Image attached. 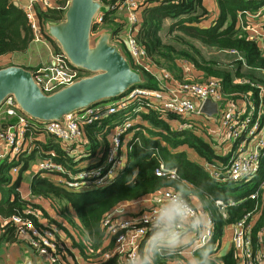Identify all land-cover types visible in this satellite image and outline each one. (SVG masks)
<instances>
[{"label": "trees", "instance_id": "obj_1", "mask_svg": "<svg viewBox=\"0 0 264 264\" xmlns=\"http://www.w3.org/2000/svg\"><path fill=\"white\" fill-rule=\"evenodd\" d=\"M14 2L15 0H0V58L26 52L34 39L24 11ZM67 2L69 3V0H57L58 8L43 10L36 7L39 25L43 31L42 35H45L54 49L58 51L60 48L44 30L49 25L60 23L64 19L65 9L68 7ZM263 3L264 0H216L219 11L217 16L213 17L205 0L145 1L140 4V22L136 31V41L145 50L151 64L164 68L176 76H181L177 61H186L192 64L194 69L200 71L198 81L203 82L211 77L219 79L227 96L248 93L258 97L259 90L253 88L251 83L264 85V75H262L264 53L260 43L251 40L249 33L241 29L238 16L240 14L248 21L245 16L246 11H258L264 6ZM115 13L114 10H106L103 13L101 24L93 23L91 32H97L99 27L108 28L112 34L120 32L124 19ZM118 19L120 22L117 21ZM167 20L171 22L168 29H165L164 24ZM173 31L182 34L177 37L181 39V42L174 38L170 41L165 40L164 35L169 36ZM187 38L199 42L204 47L209 46L227 51L236 50L242 59L234 55L235 58L237 57L236 64L223 68L217 61L205 57L198 45ZM121 50L131 68L138 70L131 63L123 45ZM257 71L261 74H257ZM140 74L142 81L132 87L156 88L157 85L149 74L142 71ZM237 79L248 80L251 83L238 84ZM141 115L150 124V128L146 129L149 137L139 130L144 127L137 125L133 127H138V132L134 135L138 141L128 143L125 166L118 171L111 184L95 189L70 191L42 178L37 173L30 182L31 197L50 201L53 207L59 208L66 221L72 226L74 222L70 215L76 216L85 231L84 235L78 234V242L75 241L71 232H67L65 228L63 230L65 235L74 239V241L71 239V248L77 247L78 253L85 262L90 260L95 264H117L115 257L104 261L101 259L102 254L113 247V241L105 239L101 228L103 216L122 204L154 195L162 190L176 192L179 188L186 193L193 205L198 202L201 209L206 211L214 222V231L209 243L213 250L215 264H236L234 249L225 254H219L218 251L228 228L243 220L248 214H251V219L254 221L255 241H257L260 229L264 226V192L261 191L257 198L251 197L264 177V147L261 149L259 171L251 180L241 181L243 188L251 182L254 185L241 195L233 196L229 187L232 181L225 177L221 180L210 175L201 163L189 158L186 150L178 151L177 148L186 146L194 150L199 157L216 165L220 162L226 166L230 160L229 155H218L202 136L195 134L197 132L191 129L173 130L166 121L159 117V114L153 111L144 112ZM119 116L120 114L116 113L111 115L110 119H103L100 125L93 123L83 127L88 137L85 147L88 152L93 151L99 145L97 137L105 138L104 125L113 122L112 120H118L116 118ZM168 116L177 118L174 115ZM41 146L45 150L54 151L56 154L53 157L54 160L65 163L64 151L53 137L47 136L46 143H42ZM34 154L36 153L21 157L22 166L15 181H12L9 170L19 162L0 160V217L7 221L0 227V243H14L18 239L16 227L10 221L12 216L23 215V211L30 207L39 208L42 215L47 214L37 201L31 202V200L23 199L17 191L21 173L28 167V161ZM160 164H163L166 170H175V177L158 176L156 170ZM217 200L224 201V209L216 204ZM150 231L151 226L148 227L143 242L150 235ZM203 245H198L193 249V257L199 255L198 250ZM142 246L139 250H142ZM182 249L180 252L183 251ZM180 252L175 257L161 255L156 264H165L168 259H182L183 254Z\"/></svg>", "mask_w": 264, "mask_h": 264}, {"label": "built area", "instance_id": "obj_2", "mask_svg": "<svg viewBox=\"0 0 264 264\" xmlns=\"http://www.w3.org/2000/svg\"><path fill=\"white\" fill-rule=\"evenodd\" d=\"M95 1L100 4V8L94 17L93 23L101 24L103 13L106 10H114L124 14L123 28L117 34H110L111 41L118 49H122V45L125 47L122 38H125L129 47V49H126L128 57L131 63L138 68L135 71L149 74L157 82L158 87H132L124 96L109 104L90 106L81 112L65 114L60 120L55 121L32 119L22 111L13 95L6 96L0 104V160L6 159L9 162H19V164L11 167L9 173L16 175L22 166L21 157L36 152L44 155L43 160L39 163L37 173L45 177L58 175L59 180H52L55 184L70 191L105 187L112 183L116 176L115 170H120L123 163L126 162L122 151L124 143L122 133H128L129 129L136 124L120 125L117 134L108 135L106 145L99 144L91 152H88L86 148L79 149L78 144H76L85 125L100 124L102 119L110 115L125 112L127 105L133 103L134 115L140 114L141 110L139 109L142 107L139 104H141L147 107V112L153 111L167 122L169 121L168 115L179 118L186 117L183 120L189 122H184L179 128L186 127V129H194L197 132V124L193 117L201 114L202 104L210 98L219 103L220 124L225 130V134L229 133L236 138V141H241L242 144L245 140L248 144L251 139L257 140V143L250 147L249 156L241 155L245 147L241 151H239L240 146L236 150L234 149L223 174L232 182L251 180L259 171L261 149L264 147V85L251 83L244 79L236 80L238 84L251 83L253 88L259 90L255 101L248 94H231L227 96L222 90L220 80L214 77L203 82L183 80L174 83L173 86H166L165 83L172 80V75L166 69L149 63L145 50L136 41V31L140 22L141 1ZM37 6L43 9L50 8V1L27 0L21 5V8L32 29L33 40L41 41L43 31L36 14ZM245 16L248 19V21H244L246 32L249 33L251 40L258 41L262 47V42L264 43L262 33V30L264 31V6L258 11H246ZM117 21L120 22L119 19ZM229 53L238 55L242 59L236 50H231ZM3 59L1 58L0 61ZM4 67H7V65L0 66V69ZM182 68L187 70L188 62L184 61ZM30 72L35 84L46 95L53 94L90 75L85 71L74 68L61 49L52 55L49 65L38 67L30 70ZM250 105H253L254 108H250ZM128 116H130L129 111L122 114V120L125 121ZM116 123H113V126ZM103 128L104 131L110 130V125L105 124ZM133 129L138 130V127ZM39 133L53 137L61 145L65 153L63 155L65 163L54 160L53 157L56 156L54 151H44L38 143L36 144V137ZM137 140L138 138L135 136L130 141L136 142ZM237 143L234 145H237ZM223 144H226V142ZM93 157H98V160L88 164L84 170L75 168V166ZM156 174L158 176L169 175L174 178L175 170H166L164 165L160 164ZM213 174L219 176L218 172ZM261 191L264 192V177L251 197L257 198ZM175 193L172 190H162L151 195L150 201L152 204L132 215L125 214L124 206H118L104 215L101 220V228L105 239L113 241V247L102 254L101 259L104 261L115 257L117 264H126V258L130 254L139 251L141 245H143L142 248L144 247L147 239L144 242L143 240L147 235L154 208L161 201ZM216 204L221 209L225 207L223 200H217ZM192 206L198 214L207 215L211 219L212 232L210 239L214 231V222L211 216L195 205L192 204ZM41 220L42 216L39 210L33 207L24 210L23 215H14L10 218V221L16 227L17 237L41 259L42 264H79L75 256L71 255L73 252L77 254L78 248H71L72 238L65 235L63 227L56 224L42 223ZM6 222L5 220L2 224L4 225ZM253 227L254 221L251 219V214H248L233 226L232 245L236 264H264V226L259 231L257 241L254 240ZM71 234L78 242V233L71 232ZM193 234L199 240V245L205 243L202 236L196 233ZM182 252L180 253L183 254ZM185 262L186 260L183 258H177L168 259L165 264H185ZM86 264H95V262L87 260Z\"/></svg>", "mask_w": 264, "mask_h": 264}, {"label": "water", "instance_id": "obj_3", "mask_svg": "<svg viewBox=\"0 0 264 264\" xmlns=\"http://www.w3.org/2000/svg\"><path fill=\"white\" fill-rule=\"evenodd\" d=\"M99 8L95 0H69L64 21L47 28L48 35L58 42L72 66L89 73L88 77L46 95L35 84L29 70L7 66L0 69V104L6 96L13 95L22 111L32 119L55 121L65 114L119 99L139 84L141 74L109 44V33L97 38L94 46L90 45L91 26ZM122 40L129 49L126 39ZM218 111L219 103L210 98L200 109L207 117H213Z\"/></svg>", "mask_w": 264, "mask_h": 264}, {"label": "crops", "instance_id": "obj_4", "mask_svg": "<svg viewBox=\"0 0 264 264\" xmlns=\"http://www.w3.org/2000/svg\"><path fill=\"white\" fill-rule=\"evenodd\" d=\"M49 1H50V8H58L57 0H49ZM140 1H141V3H144L147 0H140ZM16 2L18 3V6L21 7V5L23 3H25V2H27V0H20V1H16ZM205 4L209 8L212 16L213 17L217 16L219 10H218L217 4H216V0H205ZM41 9H43V8H41ZM43 10H45V9H43ZM255 11H257V10H255ZM116 13L119 14L118 16L124 17V14H122V13H120V12H116ZM244 21H245L244 16H240V14H239V16H238V24L240 25L241 29L246 31V27H245L246 24H244ZM47 28L44 31H46ZM262 33L264 35V31L263 30H262ZM42 40H45L49 44V46H47V49L49 50V56L46 57V60L41 61L39 59H35V57H34V61H33L32 65H29V66L18 65V66L31 68V69H36L38 67H43V66L49 65V63L51 62V59H52V55L54 53L58 52V50L54 49V46L51 44V42L45 36L44 37L42 36ZM52 40H54V39H52ZM54 41H55V44L59 47L58 42L56 40H54ZM34 42L36 43V41L33 40L32 44L27 49V52L35 51L36 45H34ZM37 42H40V41H37ZM33 48H34V50H33ZM210 48H213V47H210ZM213 49H215V48H213ZM261 49H262V51L264 53V43L263 42H262ZM216 50H219V49H216ZM219 51L220 52H224V53L225 52L229 53V51H227V50H219ZM5 57L10 58L8 56H4L2 58H5ZM183 62L184 61H177V65L179 66V69L181 71V76H176L175 74H173L172 72L169 71L170 74L172 75V80L169 81V82H166L165 83L166 86H169V87L173 86L174 83H178L179 81H183V80L198 81L197 79H199L198 75L200 74V71L194 69V67L190 63H188L187 70H186V68H184V70H183V68H182ZM149 63H150V61H149ZM152 65L155 66L154 64H152ZM156 67H159V66H156ZM247 68L251 69L250 67H247ZM257 74H261V73H259L257 71ZM262 75H264V72L262 73ZM155 83L157 85L156 86V88H157L158 84H157L156 81H155ZM146 88H149V87H146ZM222 90H223V85H222ZM223 92L226 93L224 90H223ZM244 94H248V93H244ZM248 95L252 98V95H250V94H248ZM256 99H257V97H256ZM109 103H111V102L102 103V104L104 105V104H109ZM219 112H220V109H219L217 114H219ZM110 117H111V115L108 116L107 118H105L104 120L110 119ZM170 117L168 116L169 119L173 120L171 122L173 124H174V121L176 119H180L179 117H177V118H170ZM210 118L211 117H208V120H210ZM104 120L102 119V121H104ZM112 121H114V120H112ZM114 122H116V121H114ZM169 122L170 121H168L167 123L170 125ZM111 123H107V124L111 125ZM100 124L97 123V125H100ZM146 124H147V122L137 123L136 125L138 127L139 126L143 127L142 125H146ZM179 127L177 128V131L182 129V128H179ZM147 128H150V124H148L146 127L142 128V130H144L146 132ZM183 129H186V127H184ZM187 129H190V128H187ZM173 130H176V129H173ZM103 131H104V128H103ZM104 133H105V138L104 139H100L99 137H97L98 138V143L100 145H106L107 144V137H108V135H110L109 134L110 133L109 129L104 131ZM195 134H197V135L199 134L200 136H202V138H204L211 145V147L215 149L216 153L218 155H221V156H227V155L230 156L231 152L235 149L234 144L238 142V141H235V143L232 145L231 150L228 152L230 145L227 142H226V144H219V143L216 142V139L218 138V136H217L218 133H214V134L212 133L210 135V134H207V133L202 134L200 131L199 132L197 131V133H195ZM47 136L48 135H46V134L39 133L37 135V137H36V139H37L36 144L38 143L41 146L42 143H46ZM87 142H88V137H87L85 129H83L82 130V134L80 136V139L78 140V142L76 144H78V148L81 149V148H85L86 147ZM128 143H129L128 141L126 142V144L123 143V148L122 149L125 150V154H124L125 157H126V151H127L126 147L128 146ZM186 148H188V147L181 146V147H178L177 150L178 151L179 150H186L187 151ZM43 150L44 151H48V150H45V149H43ZM187 152L189 154V158L201 163L206 168V170L210 173V175H212V176H214V177H216L218 179H221V180L223 179L224 180L223 177H225V176L223 174L225 173V166H224V169L222 170L220 168V165H222V164H218V165L211 164L205 158L199 157L198 154L194 150H192L193 158H191L189 151H187ZM64 154L65 153H63V155ZM218 163H220V162H218ZM214 172H218L219 176H215L213 174ZM18 175H19V172L16 174V176L12 175V181H15L18 178ZM35 175H37V171L36 172L33 171V174H31L30 176H27V180H25V179L22 178V173H21V180L19 181L18 188H17V191L19 192L21 197L23 199L31 200V202L37 201L40 204V206L46 211V213H47L46 216L42 215L41 214V210L38 208L39 212H40V214L42 216V220H41L42 223L56 224L59 227L65 228V230L67 232H77L79 234L78 230L74 226H72L71 224H69L66 221L64 215L60 212L59 208L57 209L56 207H53L51 205L50 201L45 200V199H41V198H33V197H31V194H30V182H31L32 178ZM40 176L42 178H46L44 175H40ZM46 179L51 181V182H53L49 178H46ZM114 179H115V177H114ZM114 179H113V181H114ZM53 183H55V182H53ZM150 197L151 196H146V197L141 198L139 200H136V201H133V202H130V203L122 204L121 206H124L123 208L125 210L124 212H125L126 215H132V214L136 213L137 211H139V210H141V209H143V208H145L147 206H150V204H152V202L150 201ZM194 205L201 209L200 204L198 202H195ZM59 217H61L62 220L59 219ZM3 221H5V220H2L1 217H0V227L3 225L2 224ZM72 227L75 228V229H72ZM0 233H1V229H0ZM232 233H233V226H231L226 231L225 234L227 235V238L222 241V246H221L220 250L218 251L219 254H225V253L229 252L231 249H233ZM190 234H193V233H190ZM182 253H183V259L184 260H190V259L193 258V250H191L190 248L189 249H184ZM71 255L75 256V258L79 261V264H86L85 260L80 256L79 253L76 254V252H73ZM28 263H31V264H36V263L42 264L41 263V259L37 255H35V253L23 241H21L19 238L14 243H8V242H1L0 243V264H28Z\"/></svg>", "mask_w": 264, "mask_h": 264}, {"label": "rangeland", "instance_id": "obj_5", "mask_svg": "<svg viewBox=\"0 0 264 264\" xmlns=\"http://www.w3.org/2000/svg\"><path fill=\"white\" fill-rule=\"evenodd\" d=\"M150 1V0H147V2ZM116 15L118 16L119 14L116 13ZM118 17H121V16H118ZM65 19V17H64ZM63 19V21H64ZM62 21V22H63ZM170 20H167L165 21V24H164V28L165 29H168L169 27V24H170ZM47 31V30H46ZM112 34L110 32V30L106 27H99L97 32H91L90 34V38H89V43L91 46H94L97 42V38H100V36H102L103 34ZM48 34V32H47ZM178 35H182L180 34L179 32L177 31H173L170 33L169 36L167 35H164V38L165 40L167 41H170L172 40L173 38L179 42H181V39L177 38ZM45 36V35H44ZM43 36V37H44ZM49 36V35H48ZM188 40H190L192 43H196L198 45V47L200 48V51L201 53L207 57L208 59L210 60H214V61H217L218 64L223 67V68H229L230 64H233L235 65L236 62L235 60L237 59V57L235 58L234 55H231L229 53H224V52H220L219 50H216V49H213V48H210V47H207L204 45H201L199 42L195 41V40H192V39H189L187 38ZM199 43V44H198ZM109 44L110 45H113L115 46V44L111 41V36H109ZM34 45H36L35 47V51H30V52H21V53H17L15 55H12L10 58H7L5 57L2 61H0L1 65L0 66H10V65H14V66H18V65H21V66H29V65H32L33 61H34V57L35 59H39L41 61H44L46 60V57L49 56V50L47 49V46H49V44L45 41V40H42L40 42H37L36 43L34 42ZM116 47V46H115ZM117 48V47H116ZM34 50V48H33ZM117 50L123 55V51L121 49H118ZM35 54V55H34ZM38 56V57H37ZM30 71V70H29ZM252 99L253 101L256 100V96L255 95H252ZM142 108L139 109L141 110L140 111V114L138 113L137 115H134L133 113V108H134V104L133 103H129L127 105V109L125 112L123 113H119L120 116L116 119L118 120H115L117 123L113 126V123H115L114 121L111 123L110 125V136H113L114 134H117L120 130V125L121 126H126V124H137V123H144V122H147L146 125H142L143 127H146L149 123L147 120H145L143 117H142V113L144 112H147V107H145L144 105H141L139 104ZM250 108H254L253 105H250ZM264 110V109H263ZM129 111L130 113V116L127 117V119L125 121L122 120V114L124 113H127ZM121 117V118H120ZM220 117H221V114H217L213 117L210 118V120H208V117L203 115V114H200V115H196L193 117V120L196 122L197 124V127L198 130L197 131H200L202 134H214V133H218L217 136L218 138L216 139V142L219 143V144H223L225 142H227L230 147H229V150L228 152L231 150L232 148V145L235 143L236 141V138L234 136H231L229 133L225 134V130L223 129V127L221 126L220 124ZM171 118V117H170ZM183 118H186V117H183ZM183 118H180V119H176L174 121V124L171 123L173 120L172 119H169V123H170V127L172 129H176L182 125L184 122H189L188 120H182ZM184 121V122H183ZM193 123V122H191ZM139 130H142V128H140ZM193 132H195L194 129H191ZM135 132H138L137 130L131 128L129 129L128 133H125L123 132L122 134V138L124 139V143L126 144L127 141H130L133 139L134 135H135ZM205 132V133H204ZM142 134H144L145 136L149 137L148 136V133L145 132L144 130H142L141 132ZM100 135V134H98ZM153 138V137H152ZM160 141L161 138H158ZM138 141V140H137ZM136 141V142H137ZM162 143V142H161ZM257 143V140L256 139H251L249 141V144L246 143V140L245 142L242 144L241 141H239L237 143V145L235 146V150L237 149L238 146L239 147V151L242 150L243 147H245V150L241 152V155L242 156H249L250 154V147H252L253 145H255ZM187 151H189L190 153V157L193 158L192 156V150L186 148ZM82 151V150H81ZM124 151V154H125V150L123 149ZM43 160V157L39 154V153H36L33 155V157L28 161V167L22 171V178L27 180V176H30L31 174H33V171L36 172L38 171L39 169V163ZM98 160V157H93L91 158L90 160L88 161H84L82 163H80L79 165L75 166V168H81V170H84V168L90 164V163H94ZM125 161H126V157H125ZM221 164V163H219ZM125 166V162L123 163L122 165V168ZM220 168L223 170L224 169V165H220ZM116 173L115 175H117L118 173V169L115 170ZM11 177L13 174H10ZM16 176V175H15ZM49 178L51 180H59V176L58 175H50V176H46V178ZM16 179V178H15ZM225 179H227V176L225 175ZM242 183L241 182H231L229 184V187H230V192L233 196H238V195H241L242 193H244L248 188H252V186L254 185L253 182H251L249 185H246L245 188H243V186H241ZM71 219L73 220V226L78 230L79 234L80 235H84L85 234V231L84 229L81 227L78 219L76 218L75 215H70ZM59 219H61V217H59ZM62 220V219H61ZM72 227V229H75ZM229 229V228H228ZM196 235L194 234H189L188 237H187V243H188V246L185 247L184 249H191L193 250L195 247H197L199 245V240L195 238ZM227 238V235L225 234L223 240H225ZM73 239V238H72ZM74 241V239H73Z\"/></svg>", "mask_w": 264, "mask_h": 264}, {"label": "clouds", "instance_id": "obj_6", "mask_svg": "<svg viewBox=\"0 0 264 264\" xmlns=\"http://www.w3.org/2000/svg\"><path fill=\"white\" fill-rule=\"evenodd\" d=\"M151 226L144 247L126 258V264H156L161 255L175 257L188 246L190 233L202 236L205 243L185 264H215L209 237L212 221L207 215H200L193 208L186 193L177 188L176 193L161 201L154 208L149 221Z\"/></svg>", "mask_w": 264, "mask_h": 264}]
</instances>
